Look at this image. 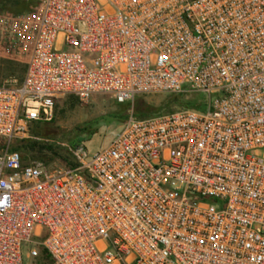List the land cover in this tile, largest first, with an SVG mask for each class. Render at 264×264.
<instances>
[{
	"label": "built area",
	"instance_id": "1",
	"mask_svg": "<svg viewBox=\"0 0 264 264\" xmlns=\"http://www.w3.org/2000/svg\"><path fill=\"white\" fill-rule=\"evenodd\" d=\"M0 50V264H264V0H17ZM202 95L46 170L9 143L59 96ZM26 248V260L23 259Z\"/></svg>",
	"mask_w": 264,
	"mask_h": 264
},
{
	"label": "rangeland",
	"instance_id": "2",
	"mask_svg": "<svg viewBox=\"0 0 264 264\" xmlns=\"http://www.w3.org/2000/svg\"><path fill=\"white\" fill-rule=\"evenodd\" d=\"M12 1L0 0V10L3 13L24 10L18 11ZM26 59V52L0 50V81L7 77L19 79ZM173 97L172 93L147 94L136 97L132 103H117L106 94H93L87 100L64 94L56 101L51 121L32 124L27 134L11 140L9 147L19 151L24 163H40L46 170L67 166L75 162L72 150L78 145H84L89 155L107 145L129 113H135L138 102L147 113H161L181 107ZM42 125L45 135L38 133ZM26 254L23 248L24 260Z\"/></svg>",
	"mask_w": 264,
	"mask_h": 264
},
{
	"label": "trees",
	"instance_id": "3",
	"mask_svg": "<svg viewBox=\"0 0 264 264\" xmlns=\"http://www.w3.org/2000/svg\"><path fill=\"white\" fill-rule=\"evenodd\" d=\"M13 4L16 5V9L18 11L22 10V9H25L29 6V3H26V2H20V1H17V0H13L12 1ZM24 70V69H23ZM174 97H173V100H175L176 102H180L179 105L181 107H193V108H197V109H201L203 106H202V96L200 95H194L193 98H187L185 99V96L184 94H172ZM139 101V100H138ZM136 116H146V115H152V114H156V113H147L143 107L141 105H139V102H138V105L136 107V111L134 113ZM37 123H48V122H37ZM44 126H40V131L38 132L40 135H45V132H44ZM15 150V149H14Z\"/></svg>",
	"mask_w": 264,
	"mask_h": 264
}]
</instances>
